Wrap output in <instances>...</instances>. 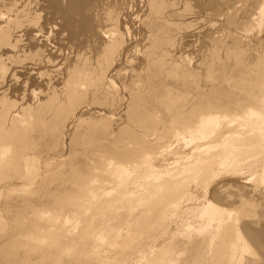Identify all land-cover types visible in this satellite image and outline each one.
Returning a JSON list of instances; mask_svg holds the SVG:
<instances>
[{
	"label": "bare ground",
	"instance_id": "1",
	"mask_svg": "<svg viewBox=\"0 0 264 264\" xmlns=\"http://www.w3.org/2000/svg\"><path fill=\"white\" fill-rule=\"evenodd\" d=\"M229 2L69 0L68 55L39 0L1 12L0 264H264V0L227 17L248 69L200 20Z\"/></svg>",
	"mask_w": 264,
	"mask_h": 264
},
{
	"label": "rangeland",
	"instance_id": "2",
	"mask_svg": "<svg viewBox=\"0 0 264 264\" xmlns=\"http://www.w3.org/2000/svg\"><path fill=\"white\" fill-rule=\"evenodd\" d=\"M18 0H2V3H0V14L1 12H6L13 4H15ZM69 0H39V5L42 7L41 11L44 16H46V19L52 24H56V26L60 30V41L66 43L68 47H64L63 51H65L66 55H68L67 52L70 53L71 51H74L75 49L81 48L82 51H89L90 50V44L83 43V38L85 40L92 35V31L95 32L94 27L92 26L93 20L91 17V13L87 10L83 11V9L77 4H68ZM134 0H131V2ZM139 1V0H137ZM259 1V0H257ZM243 2L242 0H231L229 3H225L223 7L227 8L219 11L217 14H214L213 16H207L204 15L201 17V21L208 22L210 19H213L214 21L212 23H217L215 26L216 29L214 30V36H217L220 38V40L223 42V45L219 46L217 49L213 50V54H217L219 52L218 56V64L220 66H225L226 68L230 69V63L234 60L233 58L229 57L227 55L228 50H230L232 53H237L238 51H241V58L237 57L236 60L240 62V65L244 68L248 69L250 65L254 64L253 59L248 60V54L250 51L255 50H261V45L253 46V45H245L244 43H231V39L235 34L240 32L238 29L241 24L238 25V20L240 21L241 14L238 12H235V8L239 5H241ZM86 3H83L85 6ZM6 5V7H5ZM255 7V4H254ZM253 7V8H254ZM248 9H252V5L248 6ZM234 11V13H233ZM251 13V11H248ZM7 13V12H6ZM228 15L235 16V19H237V22L234 24H229L227 21ZM87 18V20H86ZM210 23V24H212ZM81 25L83 26V33L77 34V36H72V33L77 32V26ZM214 29V27H213ZM247 35V34H246ZM30 36L27 33L23 34L22 42L27 41V39ZM187 45L186 48H183L184 55L191 60V63L188 65L190 67L197 66L196 62V53H191L189 50L194 49V46L196 45V42H194V39H191ZM50 48L52 46L57 45L56 41H49ZM253 43V41H251ZM89 44V45H88ZM227 44H231L228 46H225ZM83 46V47H81ZM226 47H230V49H225ZM70 48V49H69ZM197 48V47H196ZM54 50V48H53ZM257 63V62H256ZM260 68H264V62L261 63ZM201 70L200 68H198ZM3 77V75L1 76ZM3 80V79H2ZM3 83V82H2ZM44 156H42L43 158ZM51 160V159H50ZM39 162L38 166L42 167L41 163ZM126 232V230H124ZM23 261L28 262L29 264H32V261L26 256L25 254L19 256V264H23Z\"/></svg>",
	"mask_w": 264,
	"mask_h": 264
}]
</instances>
